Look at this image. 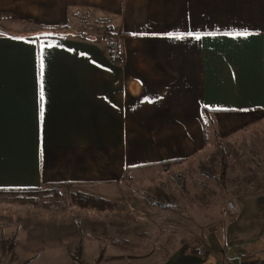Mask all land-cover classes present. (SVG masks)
<instances>
[{
	"label": "crops",
	"instance_id": "crops-1",
	"mask_svg": "<svg viewBox=\"0 0 264 264\" xmlns=\"http://www.w3.org/2000/svg\"><path fill=\"white\" fill-rule=\"evenodd\" d=\"M0 14L22 18L0 17V190L111 200L124 174L200 154L209 129L264 121V0H0ZM238 204L204 233L205 256L182 247L157 264H260L264 185Z\"/></svg>",
	"mask_w": 264,
	"mask_h": 264
},
{
	"label": "rangeland",
	"instance_id": "rangeland-1",
	"mask_svg": "<svg viewBox=\"0 0 264 264\" xmlns=\"http://www.w3.org/2000/svg\"><path fill=\"white\" fill-rule=\"evenodd\" d=\"M208 139L193 159L120 183L104 211L74 205L79 186L39 188V207L0 192V264H50L56 256L69 264H157L182 247L205 249L204 233L226 227L241 195L264 185V121L221 138L225 153L210 129ZM55 189L61 198L45 201Z\"/></svg>",
	"mask_w": 264,
	"mask_h": 264
},
{
	"label": "trees",
	"instance_id": "trees-1",
	"mask_svg": "<svg viewBox=\"0 0 264 264\" xmlns=\"http://www.w3.org/2000/svg\"><path fill=\"white\" fill-rule=\"evenodd\" d=\"M0 17L1 18H4V19H11V20H20L22 18H20L19 16H16L14 14H0ZM2 29L0 30L1 31H9V29L5 26H0ZM40 29L42 28V26H34L33 28H24V30H19L17 32H23V31H26V30H33V29ZM56 33V30H52V31H47L45 33V35L47 34H55ZM108 33V34H107ZM105 34L109 35V32H106ZM216 140L217 142H219V148L222 152L225 153V151H223L222 149V145H221V142H222V139L220 138L219 135H216ZM207 145V144H206ZM198 154H196L195 156H197ZM193 156V157H195ZM190 158V159H186V160H183V159H176V160H170V161H163L161 163H159L163 169L165 170H168L173 164H176V165H179L180 163H184L188 160H191L193 159ZM225 155H223L222 159H224ZM225 160H222V170H223V173H225V169H226V162H224ZM154 165L150 164L148 165V167H153ZM124 179L127 178V179H131L132 176L128 175V174H124ZM69 186H72V185H69ZM262 186V185H260ZM260 189V188H258ZM39 191V188H27V189H23V190H0V192H3V193H8V194H14V197H13V201L15 202H20V203H26V204H30L31 206H34V207H39V204H38V201H37V197L39 196L38 194L40 193H37ZM49 193V192H48ZM81 194H78L75 196V200L73 201L72 200V203L80 208H87V209H95V210H99V211H104V210H107V209H110L111 207H113V203H111L109 200H107L106 198L104 197H100V196H96L94 194H90V193H82V192H79ZM40 197V196H39ZM45 198V201H48L47 199H60L61 198V194H59V191L58 190H54L53 192H50L49 194H47V196H44ZM43 207H45L44 205H42ZM103 256V248L101 249V252H100V257L102 258ZM229 263V262H227ZM225 263V264H227ZM260 264H264V261L262 260L260 262Z\"/></svg>",
	"mask_w": 264,
	"mask_h": 264
},
{
	"label": "snow or ice",
	"instance_id": "snow-or-ice-1",
	"mask_svg": "<svg viewBox=\"0 0 264 264\" xmlns=\"http://www.w3.org/2000/svg\"><path fill=\"white\" fill-rule=\"evenodd\" d=\"M233 35L236 36H247L250 35L247 31L244 32H237V33H232ZM169 36L176 35L177 38H182L183 34H172L169 33ZM187 35H196V38L199 39V34H193V33H188ZM49 47L51 45H48ZM43 73H44V57H43V52L41 53V58H40V77H41V91H40V99H41V118L43 117V100H44V91H43Z\"/></svg>",
	"mask_w": 264,
	"mask_h": 264
},
{
	"label": "built area",
	"instance_id": "built-area-1",
	"mask_svg": "<svg viewBox=\"0 0 264 264\" xmlns=\"http://www.w3.org/2000/svg\"><path fill=\"white\" fill-rule=\"evenodd\" d=\"M227 205H228V207L231 209L232 213H233V214H236V211H235V209H234V204H233L231 201H229V202L227 203ZM0 232H1V231H0ZM196 254H197L198 256H200V257H203V256L206 255V250L203 249L201 246H199V248L196 249Z\"/></svg>",
	"mask_w": 264,
	"mask_h": 264
},
{
	"label": "water",
	"instance_id": "water-1",
	"mask_svg": "<svg viewBox=\"0 0 264 264\" xmlns=\"http://www.w3.org/2000/svg\"><path fill=\"white\" fill-rule=\"evenodd\" d=\"M1 30V29H0Z\"/></svg>",
	"mask_w": 264,
	"mask_h": 264
}]
</instances>
